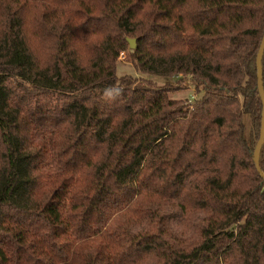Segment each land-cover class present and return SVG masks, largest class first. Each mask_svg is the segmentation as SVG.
I'll use <instances>...</instances> for the list:
<instances>
[{
    "label": "trees",
    "instance_id": "trees-1",
    "mask_svg": "<svg viewBox=\"0 0 264 264\" xmlns=\"http://www.w3.org/2000/svg\"><path fill=\"white\" fill-rule=\"evenodd\" d=\"M263 32L264 0H0V264H264Z\"/></svg>",
    "mask_w": 264,
    "mask_h": 264
},
{
    "label": "water",
    "instance_id": "water-1",
    "mask_svg": "<svg viewBox=\"0 0 264 264\" xmlns=\"http://www.w3.org/2000/svg\"><path fill=\"white\" fill-rule=\"evenodd\" d=\"M128 43L130 47H134L136 42L134 37H128ZM264 54V32L259 44V48L256 53V62H257V70H258V77H257V85L260 97L263 100V108H262V114H261V120H260V129H259V137L256 142L254 152H253V159L257 162L258 161V153L259 150L263 144L264 141V87H263V77H262V59ZM258 171L261 175L264 176V174L260 171V168L258 165H256Z\"/></svg>",
    "mask_w": 264,
    "mask_h": 264
},
{
    "label": "rangeland",
    "instance_id": "rangeland-1",
    "mask_svg": "<svg viewBox=\"0 0 264 264\" xmlns=\"http://www.w3.org/2000/svg\"><path fill=\"white\" fill-rule=\"evenodd\" d=\"M127 51H122L118 57V64L116 66V73L117 75H123V74H132V75H138L140 74L134 65L131 63V60L127 56ZM176 77V76H175ZM173 77V78H175ZM159 81L162 80V78L157 79ZM190 91L192 90V86L189 87ZM187 91L185 89H180L176 92H174V95L180 96V95H186ZM247 120V117H245ZM245 120V121H246Z\"/></svg>",
    "mask_w": 264,
    "mask_h": 264
},
{
    "label": "built area",
    "instance_id": "built-area-1",
    "mask_svg": "<svg viewBox=\"0 0 264 264\" xmlns=\"http://www.w3.org/2000/svg\"><path fill=\"white\" fill-rule=\"evenodd\" d=\"M187 82L189 85L188 87H191L192 86V80L190 78H188ZM194 98H195V92H194L193 87H192V90L190 91V95L188 98V104L186 106L187 108L191 107V103L193 102Z\"/></svg>",
    "mask_w": 264,
    "mask_h": 264
}]
</instances>
